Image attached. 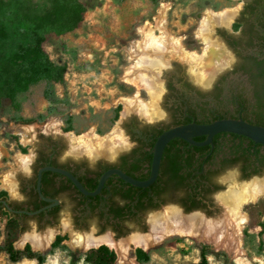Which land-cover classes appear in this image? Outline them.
<instances>
[{
	"label": "flooded vegetation",
	"instance_id": "af4514ba",
	"mask_svg": "<svg viewBox=\"0 0 264 264\" xmlns=\"http://www.w3.org/2000/svg\"><path fill=\"white\" fill-rule=\"evenodd\" d=\"M235 2L229 23L208 26L210 39L221 48L222 57L210 54L214 64L206 69L211 72L205 79L194 73V62L185 56L202 52L204 43L196 32L204 12L200 9L196 15L202 17L189 35L168 33L181 38V48L166 42L160 49L162 62L146 75L154 83L155 94H148L149 101L139 97L154 106L155 113L147 116L130 110L122 114L116 125L122 134L117 147L107 144L93 154L80 146L71 147L65 133H38L29 163L13 175L11 191L0 194V218L20 232L52 231L56 237L65 230L64 236L69 231L93 237L108 234L117 241L146 233L149 216L170 206L186 213L198 210L208 219L219 217L225 207L219 200L222 195L217 194L224 180L243 184L264 178V145L220 132L202 145L179 137L170 139L162 150L158 174L147 187L135 186L116 172L105 178L95 194L84 193L76 184L93 192L110 170L135 180L147 179L157 137L174 126L220 118L264 126V0ZM217 3L209 11H220L217 8L222 3ZM215 63L220 66L215 68ZM205 138L192 139L202 142Z\"/></svg>",
	"mask_w": 264,
	"mask_h": 264
},
{
	"label": "rangeland",
	"instance_id": "374dc122",
	"mask_svg": "<svg viewBox=\"0 0 264 264\" xmlns=\"http://www.w3.org/2000/svg\"><path fill=\"white\" fill-rule=\"evenodd\" d=\"M2 1L11 2L18 13L29 17L52 20L60 12L59 0ZM80 1L86 7L80 25L60 36L49 35L44 46L49 57L64 67V84H54V100L51 102L44 97L45 82L40 81L29 85L13 101L5 100L0 106V117L7 120L0 128V194H4L6 190L11 191L13 175L25 168L21 165L20 158L31 157L35 146L34 137L38 133H65L68 141L71 139L72 147V138L74 141V137L91 127L95 128L98 135L116 127L125 109L123 100L135 92L134 86L121 79L124 67L132 64L127 60L126 54L131 52L133 41H140L136 28L145 22L154 24L153 17L157 16L161 4L168 5V33L179 37L184 33L190 34V29L202 17L196 16L199 11L202 10L204 14L201 15L204 16L211 7L219 4L218 1L222 3L218 10L232 9L236 3L235 0H208L207 4L205 0ZM189 39L190 36L187 40L190 41ZM170 48L174 46L171 45ZM151 55L152 53L149 57ZM139 92L141 99L150 100L148 92ZM51 106L55 111L47 114V108ZM14 116L33 121L21 123L8 120ZM38 116L44 118L37 120ZM73 143L77 144L76 140ZM252 180L254 179L250 181ZM241 185L234 179L224 180L223 188L217 196L237 190ZM223 211L224 209L221 213ZM238 213L247 215V222L241 232L243 253L238 255L217 249L212 244L199 242L191 237L172 236L150 250H144L150 255L146 264H196L201 252L206 254L208 264H264V198L230 210L232 223L236 222ZM61 232L54 236L55 239L47 249L34 251L30 248L31 251L46 254L43 264H90L84 260V255L91 248L85 251L70 248L67 243L71 240L70 235L64 236L65 230ZM46 233L47 231L42 234ZM24 234L29 233L18 231L10 222L6 223L4 217L0 218V246L11 242L14 249L22 250L25 246L18 247L16 241ZM137 249L139 248L130 249V263L119 262L113 251L115 263L139 264L135 256ZM0 264L38 263L35 259L25 258L12 262L2 249Z\"/></svg>",
	"mask_w": 264,
	"mask_h": 264
},
{
	"label": "bare ground",
	"instance_id": "6f19581e",
	"mask_svg": "<svg viewBox=\"0 0 264 264\" xmlns=\"http://www.w3.org/2000/svg\"><path fill=\"white\" fill-rule=\"evenodd\" d=\"M167 10L168 5L161 4L154 24L145 22L143 25L138 26L140 41H133L131 52L126 54L127 60L132 62V64L124 67L121 79L134 86L135 92L123 100L125 105L123 114L130 110H138L142 115L147 116L155 113L154 106L151 105L149 107L148 103L139 98V90H145L153 97L155 94L154 83L148 78L149 75H146L151 67L162 62L160 49L165 47L167 41L177 46V48H181V38H172L167 32ZM234 13V9H222L217 12L208 11L203 16L201 26L196 32L198 40L204 43L202 52L197 54L193 51L185 55L191 62H194V73L199 78L205 79L211 72V70L209 72L206 70L210 65L213 66L214 64L210 60L212 57L211 53L215 54L216 59L222 57L221 48L210 39L208 26L229 23ZM150 50L152 55L149 57L151 54H149ZM218 66L220 65L215 63L214 67L217 68ZM121 135L118 127L103 135L96 134L95 128L91 127L76 136V138L74 137V141L76 140L77 144H73L72 138V147L80 146L91 150V153L94 154L96 150L103 149L107 144L117 147L122 140ZM20 162L22 166H26L29 163V158L22 157ZM261 198H264V178L244 183L237 190L234 189L220 196L219 200L224 205L225 210L216 218H204L198 213L182 215L178 209L170 206L149 216V229L144 234L134 233L113 241L108 234L93 237L92 235L77 234L69 231L71 240L67 241V243L70 248L81 251L105 245L117 254L119 262L129 263L132 261L129 256L130 249L141 248L148 251L153 246L172 236L191 237L199 242L212 244L217 249L241 254L243 253L241 249V232L247 222V215L238 213V217H235L236 222L232 223L229 216L230 210L233 211L241 204L256 202ZM54 236L52 231L46 234L31 232L24 234L17 240L16 245L20 248L29 245L34 251H43L51 244Z\"/></svg>",
	"mask_w": 264,
	"mask_h": 264
},
{
	"label": "trees",
	"instance_id": "16d2710c",
	"mask_svg": "<svg viewBox=\"0 0 264 264\" xmlns=\"http://www.w3.org/2000/svg\"><path fill=\"white\" fill-rule=\"evenodd\" d=\"M58 7L59 14L51 20L20 14L11 2L0 0V106L3 101H13L29 85L40 81L45 82L44 97L52 102L54 84H64V67L49 57L44 46L49 35L60 36L76 29L83 20L86 7L80 0H59ZM54 111L52 106L47 108V114ZM43 118L38 116L36 119ZM8 120L33 121L17 116ZM6 121L0 117V128ZM2 249L12 262L25 258L43 264L46 259V254L33 252L28 245L18 250L8 242L6 246H0ZM135 256L139 264H146L150 259L149 253L140 248L135 251ZM84 260L90 264H116L115 253L105 245L91 248L85 253ZM196 264H208L205 253L201 252Z\"/></svg>",
	"mask_w": 264,
	"mask_h": 264
},
{
	"label": "water",
	"instance_id": "95a60500",
	"mask_svg": "<svg viewBox=\"0 0 264 264\" xmlns=\"http://www.w3.org/2000/svg\"><path fill=\"white\" fill-rule=\"evenodd\" d=\"M220 132H228V133H234L237 135L245 136L251 140H253L256 143L264 145V126L253 124L246 122L242 119H234V118H220L216 119L209 123H188L183 125H178L171 127L165 131H163L156 139L155 145H154V154L152 158V166L150 175L145 180H135L125 174H123L119 170H110L106 172L102 179L100 180L99 186L97 189L93 192H87L85 191L81 185L76 181L77 186L81 191L87 194H95L99 191L103 181L105 178L112 172H116L117 174L121 175L122 178H124L129 183L138 186V187H147L149 186L156 178L158 174V167L159 162L161 158V153L166 145V143L175 137L183 138L193 144L196 145H202L210 143L212 140L213 135L220 133ZM204 135L206 138L202 142H196L192 138L195 136ZM44 169H50V170H57L53 167H45ZM41 172V171H40ZM175 206V205H174ZM176 208H178L176 206ZM179 212L182 215H187L191 213H198L200 214V211L194 210L190 212H183L181 209H179ZM92 231V230H91Z\"/></svg>",
	"mask_w": 264,
	"mask_h": 264
},
{
	"label": "clouds",
	"instance_id": "9594fccd",
	"mask_svg": "<svg viewBox=\"0 0 264 264\" xmlns=\"http://www.w3.org/2000/svg\"><path fill=\"white\" fill-rule=\"evenodd\" d=\"M120 203L122 204L123 202L121 201Z\"/></svg>",
	"mask_w": 264,
	"mask_h": 264
}]
</instances>
